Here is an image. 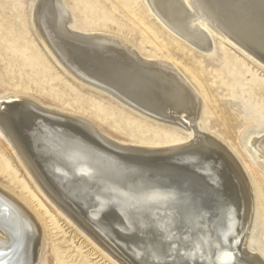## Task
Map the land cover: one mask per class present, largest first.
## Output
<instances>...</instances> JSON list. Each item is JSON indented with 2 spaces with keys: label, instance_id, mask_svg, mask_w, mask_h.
I'll list each match as a JSON object with an SVG mask.
<instances>
[{
  "label": "bare ground",
  "instance_id": "6f19581e",
  "mask_svg": "<svg viewBox=\"0 0 264 264\" xmlns=\"http://www.w3.org/2000/svg\"><path fill=\"white\" fill-rule=\"evenodd\" d=\"M144 1L206 55L216 35L264 68V0ZM72 21L65 0H32V26L59 67L185 137L125 143L84 115L0 93V134L40 191L120 264H264L246 243L251 183L199 122L202 96L192 76L166 56L141 54L121 36ZM258 135L248 144L264 161ZM41 241L36 215L0 184V264H34Z\"/></svg>",
  "mask_w": 264,
  "mask_h": 264
},
{
  "label": "rangeland",
  "instance_id": "374dc122",
  "mask_svg": "<svg viewBox=\"0 0 264 264\" xmlns=\"http://www.w3.org/2000/svg\"><path fill=\"white\" fill-rule=\"evenodd\" d=\"M65 2L78 28L121 36L139 53L166 56L192 76L202 96L199 122L236 155L251 183L254 214L246 243L264 260V161L248 144L251 135H264V68L216 35L212 53L206 55L163 25L144 0ZM31 7L32 0H0V93L20 92L74 111L125 143L153 145L185 137L175 125L147 117L66 73L37 37ZM19 159L0 134V184L36 215L42 227L34 264H120L57 210Z\"/></svg>",
  "mask_w": 264,
  "mask_h": 264
}]
</instances>
